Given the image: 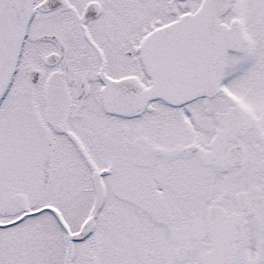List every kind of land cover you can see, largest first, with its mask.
Here are the masks:
<instances>
[{"label":"snow or ice","instance_id":"obj_1","mask_svg":"<svg viewBox=\"0 0 264 264\" xmlns=\"http://www.w3.org/2000/svg\"><path fill=\"white\" fill-rule=\"evenodd\" d=\"M0 264H264V0H0Z\"/></svg>","mask_w":264,"mask_h":264}]
</instances>
